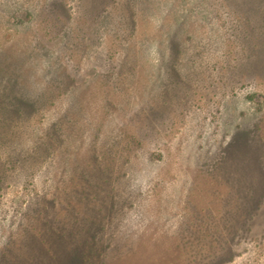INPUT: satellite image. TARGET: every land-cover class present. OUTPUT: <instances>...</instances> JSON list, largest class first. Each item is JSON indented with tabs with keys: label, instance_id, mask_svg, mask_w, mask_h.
<instances>
[{
	"label": "rangeland",
	"instance_id": "374dc122",
	"mask_svg": "<svg viewBox=\"0 0 264 264\" xmlns=\"http://www.w3.org/2000/svg\"><path fill=\"white\" fill-rule=\"evenodd\" d=\"M0 264H264V0H0Z\"/></svg>",
	"mask_w": 264,
	"mask_h": 264
}]
</instances>
